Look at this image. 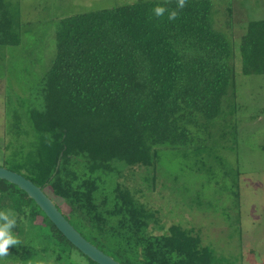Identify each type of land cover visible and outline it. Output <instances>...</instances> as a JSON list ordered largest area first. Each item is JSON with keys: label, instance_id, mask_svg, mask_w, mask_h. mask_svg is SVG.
<instances>
[{"label": "trees", "instance_id": "1", "mask_svg": "<svg viewBox=\"0 0 264 264\" xmlns=\"http://www.w3.org/2000/svg\"><path fill=\"white\" fill-rule=\"evenodd\" d=\"M158 5L176 9L177 18L169 21L167 12L155 16ZM213 15L212 0H186L183 9L169 0L61 20L55 59L38 105L27 112L30 129L17 121L10 131L17 142L7 148L10 170L54 201L63 200L70 223L122 264H218L192 230L172 225L153 235L155 214L137 199V191L117 182L101 192L122 168L155 171L163 148L177 151L198 136L206 143L219 121L221 137L228 135L227 114L236 112L235 53ZM20 43L16 17L0 0V46ZM240 51L243 74L264 75V20L248 23ZM227 106L231 111L224 113ZM220 164L231 177L233 170ZM234 180L237 185L239 175ZM5 209L17 215L13 232L34 228L62 253L78 251L26 193L0 180V210Z\"/></svg>", "mask_w": 264, "mask_h": 264}, {"label": "rangeland", "instance_id": "2", "mask_svg": "<svg viewBox=\"0 0 264 264\" xmlns=\"http://www.w3.org/2000/svg\"><path fill=\"white\" fill-rule=\"evenodd\" d=\"M148 1L169 0H6L21 43L0 46V167L11 169V162L9 166L5 162L11 157L9 144L17 145L10 132L16 122L30 129L27 112L38 105L41 83L55 59L60 21ZM212 2L215 28L232 41L235 53L236 112L227 114L228 135L221 137L219 121L210 128L206 143L198 136L177 151L163 148L155 171L122 168L119 176L106 180L101 192L117 182L137 191V199L155 214L150 225L153 235L172 225L192 230L202 246L214 251L218 264H264V75H244L240 51L248 23L264 20V0ZM228 111L227 106L224 113ZM220 163L233 170L231 177L224 175ZM55 200L68 215L65 202ZM36 222L42 224V218ZM14 233L21 242L10 247L0 264H88L78 251L62 253L37 229Z\"/></svg>", "mask_w": 264, "mask_h": 264}, {"label": "water", "instance_id": "3", "mask_svg": "<svg viewBox=\"0 0 264 264\" xmlns=\"http://www.w3.org/2000/svg\"><path fill=\"white\" fill-rule=\"evenodd\" d=\"M0 180L15 185L33 200L45 216L62 235L84 256L97 264H122L87 240L57 206V203L41 187L35 185L22 174L0 167Z\"/></svg>", "mask_w": 264, "mask_h": 264}, {"label": "clouds", "instance_id": "4", "mask_svg": "<svg viewBox=\"0 0 264 264\" xmlns=\"http://www.w3.org/2000/svg\"><path fill=\"white\" fill-rule=\"evenodd\" d=\"M186 0H177L178 9L185 7ZM154 15L161 17L168 13V20L174 21L178 16L176 9H169L164 6H156L153 9ZM25 211H29L25 209ZM17 226V215L11 209L0 210V258L7 257L9 255V249L12 246L20 244V239L13 232V229ZM40 264H44L43 261Z\"/></svg>", "mask_w": 264, "mask_h": 264}]
</instances>
